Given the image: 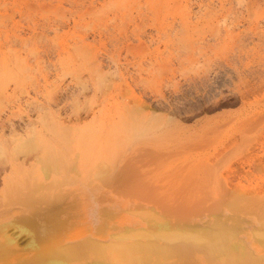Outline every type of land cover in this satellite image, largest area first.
I'll use <instances>...</instances> for the list:
<instances>
[{
  "label": "rangeland",
  "instance_id": "374dc122",
  "mask_svg": "<svg viewBox=\"0 0 264 264\" xmlns=\"http://www.w3.org/2000/svg\"><path fill=\"white\" fill-rule=\"evenodd\" d=\"M239 2L0 0V75H20L0 77V145L31 129L92 142L116 166L96 200L112 223L264 194V0Z\"/></svg>",
  "mask_w": 264,
  "mask_h": 264
},
{
  "label": "bare ground",
  "instance_id": "6f19581e",
  "mask_svg": "<svg viewBox=\"0 0 264 264\" xmlns=\"http://www.w3.org/2000/svg\"><path fill=\"white\" fill-rule=\"evenodd\" d=\"M8 74L20 76L18 71L1 69L0 77ZM50 130L58 142L48 139L43 130L31 129L0 145L3 264H17L21 259L24 264H264V194L253 189L220 192L213 196L210 205L214 207L204 217L189 222L171 211L151 209L150 214L112 223L96 200L116 166L98 156L92 142L81 141L80 148L73 147L69 141L75 134ZM72 201H78V210L69 221L62 213Z\"/></svg>",
  "mask_w": 264,
  "mask_h": 264
}]
</instances>
